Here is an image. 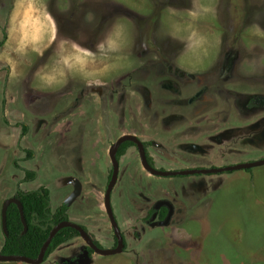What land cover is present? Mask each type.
Instances as JSON below:
<instances>
[{
    "label": "rangeland",
    "instance_id": "374dc122",
    "mask_svg": "<svg viewBox=\"0 0 264 264\" xmlns=\"http://www.w3.org/2000/svg\"><path fill=\"white\" fill-rule=\"evenodd\" d=\"M176 65L212 68L211 105L197 111L192 93L164 87ZM227 68L237 82L215 77ZM128 134L155 142L162 170L264 159V0H0V252L5 201L42 187L53 210L68 200L71 221L114 248L110 151ZM161 199L177 206L173 222L150 225ZM112 205L124 252L86 257L80 236L42 264H264V165L158 176L131 146Z\"/></svg>",
    "mask_w": 264,
    "mask_h": 264
},
{
    "label": "trees",
    "instance_id": "16d2710c",
    "mask_svg": "<svg viewBox=\"0 0 264 264\" xmlns=\"http://www.w3.org/2000/svg\"><path fill=\"white\" fill-rule=\"evenodd\" d=\"M134 143L127 142L121 148L119 156L124 154L127 148ZM31 153V152H30ZM150 163L152 159L148 155ZM28 179L34 178V172H28ZM17 197L24 207V216L28 225L25 224L20 207L13 203L8 209V230L1 252L5 255H21L32 259L39 257L42 247L50 237L54 225L64 221H70L68 205L62 204L56 210L51 207V190L42 187L35 191L19 192ZM80 237V232L72 227L61 229L54 237L47 253L45 261L54 254L61 246L69 241ZM91 252L93 250L89 248Z\"/></svg>",
    "mask_w": 264,
    "mask_h": 264
},
{
    "label": "flooded vegetation",
    "instance_id": "af4514ba",
    "mask_svg": "<svg viewBox=\"0 0 264 264\" xmlns=\"http://www.w3.org/2000/svg\"><path fill=\"white\" fill-rule=\"evenodd\" d=\"M175 70V71H174ZM209 70V71H208ZM212 70V68H211ZM210 69H207L205 72V74H203L202 72H197V73H190L188 71H185L184 69H182L181 67L177 66L176 65V68H174L173 66L170 68V72L171 74H169V76H167V79L169 80V82L167 83L166 86H164L167 90L173 92L177 97H187L188 95H190L192 93V98L189 100L187 106H191V108H196L197 109H201L203 106H208V105H211L212 102L209 103V100H208V97H207V94H205V92L209 89L208 85L206 84V80L203 79V75H205L207 77V79H209V81L212 82V79L213 77L209 78L210 77V74L213 73V72H210L211 71ZM174 71V73L176 75H178L179 77H177V79H179L180 81H177L175 80L174 77V74H172V72ZM216 74L215 77L218 78L219 80L222 79V78H225V80L230 83L232 82L235 83L238 81V73L237 72H234V68H233V71L230 72L229 71V68H227V70L225 71V73H223L221 76L218 75V73H214ZM227 75V76H226ZM173 76V77H171ZM213 76V75H212ZM171 78V79H169ZM206 90V91H205ZM206 96H205V95ZM236 95H233V98H235ZM228 99L230 100L231 97H228ZM177 104L179 106H183L181 105V103L177 102ZM198 111V110H197ZM243 112V110H242ZM179 116V118H176L177 120H180L181 119V115L180 114H177ZM185 117H188V115L184 114ZM195 115L197 114H192L191 117H195ZM238 126V125H237ZM215 128H217V126L215 125L214 126ZM244 128H242V131H243ZM223 130V129H222ZM199 130H183L181 132H179V136H186V137H191V140L193 138V136L198 132ZM224 131V130H223ZM232 132H235V134H237L239 136V134L243 133V132H236V130H233ZM131 135H134L136 137H138L144 144L145 148H146V152H147V156L149 155V157L152 159V163H150L153 167H155L156 163L158 162L157 159L153 156V153L151 152L150 148L152 145H155V142L154 141H148V140H143L141 137H139L138 135H135V134H131ZM222 135L225 136V133L223 132ZM127 142H132L134 143L133 145L131 146H136L139 150V153H140V149H139V146L137 145V143L133 142V141H126L124 142L121 147L119 148V151H118V160H119V173H120V167H121V164H122V158L124 156H126L128 154V150L131 146H129L126 150V152L124 154H122L121 156H119V153L121 152V148L125 145V143ZM149 160V159H148ZM150 162V161H149ZM232 165H235V164H232ZM227 166H230V165H227ZM221 167H226V166H220V167H211V168H221ZM156 168V167H155ZM188 169H192V168H188ZM193 169H209V168H193ZM162 170V169H160ZM180 170V169H179ZM181 170H184V169H181ZM119 173H118V179H119ZM222 173V172H221ZM36 174V173H35ZM113 174H114V165L112 167V171H111V174L109 176V183L113 177ZM200 174H204V173H200ZM210 174H213V173H210ZM192 175H198V174H192ZM178 176H190V175H178ZM118 183V181H117ZM116 183V185H117ZM109 186V184H108ZM116 187V186H115ZM108 189V187H107ZM115 189V188H114ZM114 191V190H113ZM19 192H28V191H21L19 190L13 197L19 199L17 197V194ZM107 192V191H106ZM113 195V193H112ZM106 197V195H105ZM12 198V197H11ZM9 199V198H8ZM20 200V199H19ZM13 204V203H12ZM17 204V203H15ZM63 204H67L69 209H68V213H69V216H70V221H71V214H70V207H71V204L69 203L68 200H66ZM106 204V203H105ZM18 205V204H17ZM19 206V205H18ZM171 210L173 211V214L170 218V223L173 222V219L175 217V214H176V210H177V206L175 205V203L171 202L169 199H161L159 200L158 202L155 203V205L150 209L148 215H147V218H146V221L150 224V225H163L162 223L163 222H166L167 221V218L171 212ZM81 225L89 234L90 236L92 237L94 243L100 247V248H103L102 246V243L95 237V234H93L91 232V230L86 226V225H82V224H79ZM165 225V224H164ZM120 226V225H119ZM122 231V234L124 236V242H125V247H124V251L128 248V243H127V236H126V233L121 229ZM115 232V230H114ZM81 236V235H80ZM118 246V238H117V235L115 233V245H114V248H116ZM91 248L93 250V252L90 251ZM114 248H111V249H114ZM103 249H106V248H103ZM123 251V252H124ZM83 253H85V255L88 256H93L95 253H97L95 251V249H93L91 246H86L84 248V251ZM99 254V253H98ZM79 260V257H72L71 259H65L64 262L62 264H73V263H76L78 262Z\"/></svg>",
    "mask_w": 264,
    "mask_h": 264
},
{
    "label": "water",
    "instance_id": "95a60500",
    "mask_svg": "<svg viewBox=\"0 0 264 264\" xmlns=\"http://www.w3.org/2000/svg\"><path fill=\"white\" fill-rule=\"evenodd\" d=\"M126 141H133V142L137 143V145L139 146V149H140V156H141L143 166L148 171H150L152 174L158 175V176L192 175V174H200V173H204V174L221 173V172H230V171H236V170H242V169H250V168H254V167L264 165V159H261V160H257V161L240 163V164L230 165V166L221 167V168L160 170V169L153 167L150 164V162L148 160L146 148H145L143 142L138 137L131 135V134L124 135L112 146L111 151H110V155H111L113 165H114V174H113V177L109 183V186H108V189L106 192V197H105L106 210H107L109 218L111 219L115 233L117 235L118 246L114 249L100 248L94 243L90 234L81 225L74 223L72 221H64L58 225L53 226L50 237L48 238V240L46 241V243L42 247V250H41L38 258L32 259V258H29L26 256H21V255H5L2 252H0V262H23V263H29V264H42V263H44L46 253H47L54 237L57 235V233L61 229L65 228V227H72V228L77 229L80 232L81 237L86 241L87 245L91 246L93 249H95V251L97 253H99L101 255L111 256V255H117V254L122 253L124 251L125 242H124V236L122 234L121 228L119 226V223L117 221V218H116V215H115V212L113 209L112 193H113V190H114L116 183L118 181V173H119V165L120 164H119L117 154H118V151H119V148L121 147V145ZM80 190H81L80 187L77 186V192H76L77 195L79 194ZM12 203H17L19 205L20 210H21V214L23 217V221L25 224V231H27V229H28V225H27V222H26L25 216H24L23 204L21 203V201L19 199L12 197V198H9L5 201V203L3 205V210H2V225H3V230H4L5 235L9 234V230H8V209ZM172 214H173V211L171 210V212L167 218V221L162 223L163 225L164 224L168 225L170 223V218H171ZM86 257H87V255H86Z\"/></svg>",
    "mask_w": 264,
    "mask_h": 264
}]
</instances>
